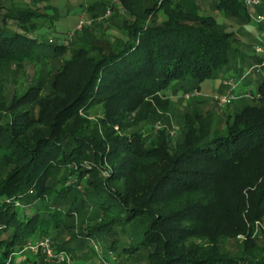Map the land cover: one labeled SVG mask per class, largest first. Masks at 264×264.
<instances>
[{
  "label": "trees",
  "instance_id": "16d2710c",
  "mask_svg": "<svg viewBox=\"0 0 264 264\" xmlns=\"http://www.w3.org/2000/svg\"><path fill=\"white\" fill-rule=\"evenodd\" d=\"M41 1L0 0V65L61 59L45 95L38 82L7 101L0 81V264H47L25 250L44 237L68 258L105 238L107 252L145 251L147 264H264V232L252 238L264 221V106H243L222 131L194 118L173 147L165 128L126 132L153 117L141 109L163 105L164 92L199 91L234 70L232 34L197 0H119L120 12L109 5L128 18L118 45L105 53L78 37L63 58L65 36L40 39L53 26ZM214 9L250 22L240 0ZM249 96L264 100V78ZM60 231L69 237L54 243ZM239 235L232 254L224 244Z\"/></svg>",
  "mask_w": 264,
  "mask_h": 264
},
{
  "label": "rangeland",
  "instance_id": "374dc122",
  "mask_svg": "<svg viewBox=\"0 0 264 264\" xmlns=\"http://www.w3.org/2000/svg\"><path fill=\"white\" fill-rule=\"evenodd\" d=\"M17 2L28 0H14ZM264 1V0H262ZM216 0H197L200 8V13L205 15H211L216 21L223 27L226 32L232 34V53L230 58L233 62L234 70L225 74L217 81H208L200 85L198 91L199 95L192 97L188 100L183 99V92L179 91L173 93L171 90L164 92L163 97L166 102L161 106H153L152 110L141 109V113L148 112L153 113V117L146 120H141L138 123H132L134 114H131L129 121H131L130 127L127 129V134L141 130L145 133H149L151 130H157L158 128H165L168 133L169 145L173 147L178 139L181 129L185 125H193L195 123L194 118L205 119L209 122L211 131L214 129L222 131L226 125V122L243 106H264V100H259L254 96H248L241 100H237L231 105L218 109L214 106L210 94L214 90L222 89V82L224 78L228 76L241 77L242 74H247L248 70L257 65L256 59L260 60V56L255 53L254 47L260 45V31L251 21L246 23L239 21L227 14L220 13L214 9ZM110 3L114 5L119 11L120 4L116 0H42L39 3L40 9L44 5L52 7L53 11L50 12L53 19L52 28H43L40 30V39H52L53 42L59 38L66 36L71 32L78 19L80 17L85 18L88 24L80 33H75L73 41L66 46V54L63 58H67L72 50L77 48L78 37H83V40L87 42H94L99 47H104L103 52H107L108 48L118 45L120 39L124 38V32L122 30V23L128 19L126 16L117 12H112L109 17H105L106 10L109 8ZM92 9L89 10V7ZM255 12L264 11V6L255 9ZM120 12V11H119ZM126 17V18H125ZM164 17L159 14L156 17V21H162ZM107 43V44H105ZM61 59L49 60L46 64L34 65L31 63H24L18 67L13 63L0 65V81H4L5 96L7 101L10 100L12 95L21 94L29 86L42 84L43 90L41 95L47 93L48 72H52L59 64ZM240 68V69H236ZM250 74L242 80L239 90L255 92L256 87L261 78H264V68H261L256 72L252 70ZM44 83V85H43ZM91 118L100 116V109L94 108L90 112ZM2 172L0 171V175ZM197 196H191L190 199H196ZM185 197L179 196L174 200L170 207L176 209L177 205L182 203ZM24 212H21L23 214ZM33 213L32 208H26L25 214L31 215ZM75 227L73 233L78 232L79 219L74 221ZM260 231L264 232V221L258 225L257 231L252 235L256 237L260 236ZM69 232L60 231L56 235L52 234L53 242L58 240L67 239ZM244 237L242 235L237 236L234 241L225 242L224 246L232 254L236 251H241L242 242ZM194 243L202 244L199 240H193ZM257 243H261L258 239ZM86 247L81 249L80 252L75 255H71L70 262L72 264H101V259L108 257L106 246L107 240L103 239H88L85 243ZM75 247V242L71 244ZM93 250V251H91ZM119 252V251H118ZM117 258L114 259V264H147L145 260V251H138L132 256L127 254L117 253ZM32 257V256H31ZM23 260V257H15L16 262ZM38 260V259H37Z\"/></svg>",
  "mask_w": 264,
  "mask_h": 264
},
{
  "label": "built area",
  "instance_id": "2783aa9c",
  "mask_svg": "<svg viewBox=\"0 0 264 264\" xmlns=\"http://www.w3.org/2000/svg\"><path fill=\"white\" fill-rule=\"evenodd\" d=\"M119 2V0H116ZM244 7L247 9L249 13L250 21L259 28L260 31V45L254 47L255 53L260 56V62L253 66L248 70L247 74L237 78L234 76L226 77L222 82L221 90H214L210 94V98L214 104V106L218 109L225 108L237 100H241L249 96V93L246 91L239 90V86L242 80L249 74L250 71L255 70L258 72L259 69L264 68V13H257L254 10L257 9L264 3L262 0H240ZM121 10V7L119 8ZM112 13L111 8L109 7L106 10L105 17H109ZM88 22L85 18L80 17L74 27V29L69 32L65 39H63L60 43L64 46H68V44L73 40L74 34L80 32ZM199 93L196 90L191 92H186L183 94V99L188 100L192 97L198 96ZM25 250L30 254L40 253L44 257V261L47 264H53L55 262L67 261L69 262V258L65 253L55 252L54 247L52 245L51 240L48 237L35 239L32 241H28L25 244ZM108 257H104L101 259V264H114V259L117 258V255L111 252H107Z\"/></svg>",
  "mask_w": 264,
  "mask_h": 264
}]
</instances>
